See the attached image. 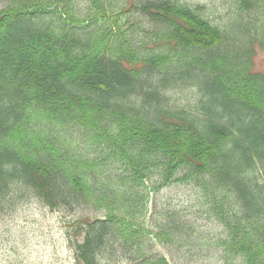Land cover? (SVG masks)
<instances>
[{"label":"trees","instance_id":"1","mask_svg":"<svg viewBox=\"0 0 264 264\" xmlns=\"http://www.w3.org/2000/svg\"><path fill=\"white\" fill-rule=\"evenodd\" d=\"M235 2L239 15L221 29L190 8L141 1L135 13L158 27L148 54L140 23L128 18L132 4L115 11L109 0H7L0 211L31 197L51 211H103L70 225L76 264L120 253L169 264L144 239L172 244L185 227L171 215L158 233L149 230V197L193 185L223 228L225 261L264 264V74L253 71L264 0ZM188 81L199 89L195 111L169 107L170 88Z\"/></svg>","mask_w":264,"mask_h":264},{"label":"rangeland","instance_id":"2","mask_svg":"<svg viewBox=\"0 0 264 264\" xmlns=\"http://www.w3.org/2000/svg\"><path fill=\"white\" fill-rule=\"evenodd\" d=\"M112 8L132 4L133 10L128 15L130 21L140 23V37L147 38L149 45L145 53L152 54L153 32L158 27L149 23L135 7L146 0H109ZM169 1L198 12L212 25L223 28L232 18L239 15L235 0H151ZM79 7L85 10L88 3L80 1ZM7 5V0H0V8ZM109 17V15H108ZM125 24V17H121ZM146 30L149 33L141 31ZM152 32V33H150ZM253 71L264 74V48L255 46ZM174 55V54H173ZM198 86L195 81L179 82L168 92V105L189 112L195 111L198 99ZM145 193L151 190V184ZM199 190L188 184L174 183L162 190L151 193L148 212L144 217L145 226L158 233L168 216L174 215L184 231L172 244L160 243L157 239H144V248L157 257H164L169 264H230L222 257L218 248L223 238V228L206 215ZM103 211L81 208L75 211H51L36 197L19 201L0 211V264H76L74 252L68 241L70 225L80 218L101 219ZM186 232V233H185ZM184 238L185 241L179 239ZM220 251H219V250ZM117 251H121L119 247ZM121 255V253L119 254ZM114 255L105 258L101 264H135L126 257Z\"/></svg>","mask_w":264,"mask_h":264}]
</instances>
